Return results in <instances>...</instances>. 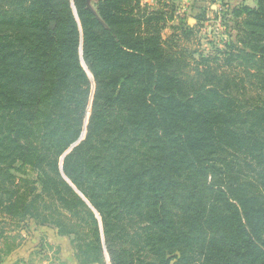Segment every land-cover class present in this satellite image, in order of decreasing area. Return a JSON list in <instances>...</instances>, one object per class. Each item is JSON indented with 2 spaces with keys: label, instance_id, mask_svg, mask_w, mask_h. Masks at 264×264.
<instances>
[{
  "label": "trees",
  "instance_id": "obj_1",
  "mask_svg": "<svg viewBox=\"0 0 264 264\" xmlns=\"http://www.w3.org/2000/svg\"><path fill=\"white\" fill-rule=\"evenodd\" d=\"M263 2L244 8L252 29L236 33L250 51L228 52L259 71ZM163 20L142 0H98L95 13L86 0H0V209L73 234L82 264H264V97L242 102L213 66L180 81ZM80 33L95 89L62 172L87 203L57 178L71 197L48 216L46 168L58 177L87 103ZM22 167L38 172L41 193L11 173ZM84 215L94 240L80 242Z\"/></svg>",
  "mask_w": 264,
  "mask_h": 264
},
{
  "label": "rangeland",
  "instance_id": "obj_2",
  "mask_svg": "<svg viewBox=\"0 0 264 264\" xmlns=\"http://www.w3.org/2000/svg\"><path fill=\"white\" fill-rule=\"evenodd\" d=\"M97 1L86 0V7L95 13ZM258 1L142 0L143 4L148 5V10L159 11L165 16L161 29L162 52L169 58L166 57V61L170 60L182 67L181 72L183 74H177L180 81L197 80V70H202V67L213 66L212 75L215 78H221L222 82H228L231 86L236 84L235 87L233 86V94L237 95L242 102H248V104L257 101L258 96L264 97V86L259 88V84L264 79V70H261L262 68H260V71L256 68H250L243 62L242 58L228 57V52H230L231 46H237L238 49L246 48L247 51H250L248 48L252 45V42H246L247 47H243V44L237 42L236 33L240 28L245 31L252 29L250 25L245 24L247 20L244 8L256 9ZM73 13L75 15L74 9ZM50 25L54 27L53 22ZM187 27L193 29V34H190L188 38L181 34ZM81 47L82 34L80 33L77 53L81 66L86 71L89 80L83 125L78 140L56 159L55 167L58 177L46 168L51 183L53 180L56 181V185L52 187L53 195L50 196V193V195L45 196L48 200V207L44 211L48 216L62 209L60 198L71 197V193L63 184L57 182V178L66 182L72 193L87 203L84 195L70 184V181L62 172L65 155L85 137L95 89L94 80L82 60ZM199 79H201V76H199ZM21 170V172L14 170L11 173L15 178L22 177L32 180L35 192L41 193L38 172L30 167H22ZM88 207L90 208L89 205ZM12 214L14 213L9 210L0 209V264H82L76 258L75 246L77 240L73 234L60 233L58 226L52 221H37L31 217H17ZM97 218L99 219L98 216ZM98 219L94 227L97 230L98 237L103 242ZM83 222L84 224L86 222L89 228L84 229L80 242L94 240V235L90 233V228L93 225H91L86 215L83 216ZM62 226L69 228L70 225L65 222ZM105 264H110L107 259Z\"/></svg>",
  "mask_w": 264,
  "mask_h": 264
}]
</instances>
